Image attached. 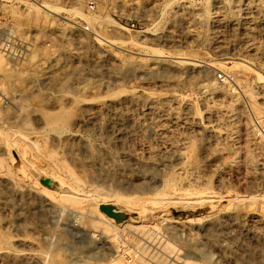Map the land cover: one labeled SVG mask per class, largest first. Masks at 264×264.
Listing matches in <instances>:
<instances>
[{
  "label": "rangeland",
  "instance_id": "rangeland-1",
  "mask_svg": "<svg viewBox=\"0 0 264 264\" xmlns=\"http://www.w3.org/2000/svg\"><path fill=\"white\" fill-rule=\"evenodd\" d=\"M165 1L167 0L69 1V4L72 3L74 7H77V9L81 10L84 14L91 15L92 17H97L98 22L100 20V25L98 24V22H96L95 24H87V22L82 20L80 16H75L73 14L67 15L64 13H59V15L54 16V18H47L43 14H39L38 16L27 15L26 8H16L19 12V15L12 18L9 14L4 12V8H7L9 6L2 7V17L6 19L7 22L12 24L17 33L23 34L24 37H27V35H29L31 38L32 46L30 48V53L26 56V59L18 62L17 64H15V66L11 67L13 70H11L10 72H7L3 68V66H0V246L2 245L0 247V264H15L11 261L9 254L12 252L20 251V249L29 250L31 252L40 254L44 259L42 260V264H80L77 262H81V264H97L96 262H99V264H154L150 261V257L162 260L163 264H264V200L261 199L264 197V80L258 79L253 73L247 71L248 67L264 77V36L260 34L252 38L240 37L239 35L227 37L225 42L227 49L223 50L224 53L222 51L215 50L218 52L217 54L214 49L212 50V46H209V37H206V35H208L209 33L208 31H211V24H209V30L208 28H205V30L202 29L203 31L201 29H197L195 30L196 32H194V34H188L190 37L193 35L195 36H193L194 38L191 37L190 40V37L186 39V41L190 42L186 43V41H182L179 44L175 43L164 45V43L162 42H157L154 37L158 36V34H164V31L168 30V28L172 26L170 13L168 14V12L166 11L163 15H161L160 10L163 8L162 4H164ZM198 1L193 0V2L195 3H198ZM65 3L66 5H68L67 0H65ZM260 3L261 7L264 8V0H260ZM144 7L145 9H143ZM228 8L229 7H227L226 11L224 10L223 14H221L226 24H230L231 19L234 23H239L241 21V14H236L235 12V14L233 13L234 15H232V10H228ZM148 9H151L152 15L149 12L144 11ZM160 15L162 17H160ZM52 21H54V23ZM71 26H77L80 30H82L84 36L87 38V41L81 42L79 38L70 35L68 33V28H70ZM120 26L129 31L127 32L119 29L118 27ZM189 30L191 29L188 26L187 30L184 29V32H188ZM24 31H27L28 33L24 34ZM92 32H95L100 37L103 36L102 38L115 39L122 42L120 44H116L115 46L100 44L97 46V48L92 46ZM197 33L199 34V37H197ZM133 39H136L138 43H140L141 41L140 44L143 46H152L151 48L149 47L151 50H157L165 56H173L176 53H181L184 55V57L187 56L186 58L190 57L191 59L198 61L200 66L198 64L197 67H185L179 66L175 62L174 65L173 62L169 59H167V61H164L166 60V58H150L146 56V53L137 46V42H131V40ZM65 40L68 44L65 43ZM154 44L157 46H155ZM210 48L212 51L210 50ZM249 51H253L256 54H252L251 52L249 53ZM225 52H227V54ZM250 54L252 57L250 56ZM210 60H216L220 62L223 69L216 70L215 72H207L205 64H207ZM114 61L119 64H116ZM3 62L8 63L5 58H3ZM236 64L238 66H235L236 69H234L233 66ZM6 72L8 74H6ZM217 73L222 74V80L217 79ZM238 80L241 84L237 82ZM171 84H173V86ZM242 85H244L245 87ZM243 88L245 89L243 90ZM66 90L68 94H66ZM112 92H115V94L120 92L122 95L121 97L126 100V110L128 111L125 110L123 113L125 123L127 125L129 124L128 127L138 132L140 135V137L135 139L136 142L132 141V143L130 144V148L132 147V150H140L139 148L141 146H145L146 144L151 150L157 151V146H155L156 144H154L155 142L150 140V136L155 130L153 122L162 120L163 122H166L167 125H171L170 122H173L172 119L174 115V117H177L178 119L183 118L184 109L189 110L190 119L193 118L198 122H202H200L199 125H203L201 127L199 126L198 129L196 128L198 133H200L201 135H199L196 130L183 132L179 127L174 125L170 127L171 129L169 128L171 130V134L167 138V143L171 142L175 148H177L178 150L180 149L183 153H185L189 160L195 159L197 156L195 154L197 151L195 150L196 152L194 153L193 146L198 148L201 139L203 143V141L205 140L204 136L206 137L208 132L216 133L218 136L216 143H211L207 148L211 155L219 158L217 163L206 164V162L204 161L200 162L198 165L200 168H197L198 171L194 179L192 180V176L185 177L184 175L172 173L170 170H164L160 173V176L164 180H166L167 177V180L169 179L172 184H180L181 186L178 185V187H185L184 189H188L189 187L192 191H199V189L201 188L200 190H202V193L205 191H213L215 193L216 191V193L220 192L221 194H223L225 192L224 195L228 194L232 198L229 202L230 210H240L241 208L247 209L255 207L254 210H256V212L258 213V221L260 222L259 223L257 221V226L261 229L260 232L263 238H260L258 236L257 238H255L256 235H254V233L252 232H249V230L245 227V223H239L235 228L227 229L224 234H221V236H213L214 238H207L206 236L196 234L192 224L190 225V223H186L180 225L176 223L174 224L172 221H187L188 218H196L202 220V224H207L211 222L213 223L215 221V218L212 216H208V208L204 205H199L197 207L191 208L185 207L184 205L178 203H172L168 206H162L158 203L157 206L155 205L149 207V210H146L144 213L139 215L136 212L125 209L119 202H110L106 207L101 209H108L110 213L112 212L116 214L115 222L117 223V225L125 223L123 224V226L127 227V229L120 231V234L118 233V236L120 237L117 241L112 239L113 236L109 234V232L112 234L111 231H103L102 226H100L101 229L100 227H96L94 223L97 220V215L92 211L91 208L87 207L86 205H80L77 200L72 202L61 201L57 204L51 203L50 205H48V207L45 208L46 216L39 217V219L44 217V226L41 228V231H38L34 227L30 226V224H27V219L25 217L26 213L30 211L31 213H36V211L28 210V208L30 207L25 202V196L22 194V192H19V188H21L23 185L27 186V184H25L27 183L29 177L27 164L31 165L30 162H33L32 165L38 170H46L48 172L53 171L55 174H58L61 177L63 176L64 178H62L63 180L66 179L64 182L68 186L72 187L74 185L73 187H78V189H81L84 192H86V190L87 192L96 190L97 188L101 192H105V194L111 196L112 198L117 195L118 197H124L132 195L134 193V183L136 182L135 176L132 175L128 178L122 179L115 176L108 177V179L105 176L104 178L103 176L98 174H91L90 171L88 173L87 169L83 168L79 163L71 159V157L67 156L63 144H60L61 147L59 145L55 147L51 143V141H49V138L51 136H54L56 134L59 135V133L60 136H64L61 138H68L69 134L75 128V117H77V115L81 112V106H83L81 105V103H85L88 100H99L100 97L103 98L113 95ZM143 92H145V97L141 96L138 99L134 98L135 100L130 101V98H132V96H135V93L142 94ZM202 92L205 94L208 93L211 99L208 101L203 100ZM75 97H77V99H75ZM148 97L150 100L148 99ZM164 100L169 101L174 106L172 113L168 112L163 106L162 101L164 102ZM75 101L76 103L73 104ZM204 101L209 102V104L207 102L205 103ZM147 105H151L158 110L159 114H157V116L160 117V119H152L151 116L148 115V113L146 112L148 108ZM207 106L211 110L215 109L214 113L216 117L210 118L205 115L207 114ZM202 107L205 110H203ZM132 111L134 114L132 113ZM226 111L228 113H226ZM229 113L231 115L233 114L236 117L235 118L232 115V121L234 120L233 122L235 124L233 122L227 124L220 118V116L222 117L225 115H230ZM165 115L167 117H165ZM204 116L209 119H204ZM71 120L73 123H70ZM53 122H55V124ZM141 123L143 124L141 125ZM63 128L67 129V131H65ZM57 129H59L60 132ZM175 129L176 131H174ZM143 130L145 132H143ZM16 132L19 133L17 134ZM193 132L194 134H192ZM37 133H40L41 135ZM184 133H186L187 135ZM146 134L149 136H147ZM230 134L233 136H231ZM17 135H21L24 137L19 138ZM38 135L40 136L38 137ZM25 136L28 138V141H32L33 146H31L32 144L30 143H26L27 138H25ZM46 137H48V139H46ZM173 137L174 140L172 139ZM4 138L6 140L8 139L7 141H5V143H3L5 140ZM12 139H14L15 142H13ZM17 140L19 142H17ZM179 140H181V143L178 142ZM184 140L187 143L184 142ZM222 140H224L225 142ZM93 141H95V144L100 145L103 148L106 146L107 149L110 150V148L108 147L109 145H106L102 139L100 141V138H97ZM6 142H10L9 144H15L14 149L16 151H22V149L20 148H24V153L29 160H27L26 166L18 160L15 152L11 151V155L6 153L4 149L7 145ZM185 143L186 145L184 146ZM35 145H37L38 147H36ZM36 148H40L36 151L39 154L33 152ZM144 151L145 150H141L140 153L143 152L145 154ZM46 152L48 156L45 154ZM27 153H30L31 155L29 154L28 156ZM41 155H43L44 158ZM66 157H68V160H66ZM43 160H45L44 163ZM59 160L61 161L59 162ZM50 162L52 164H50ZM60 163H62L63 165ZM23 168H25V170ZM65 169H67L66 175ZM217 169L219 171H221L222 169L224 170H222L224 172V175L222 178L223 186L221 188L217 185V173H219ZM200 170L202 171L200 172ZM10 173L11 175L9 176ZM70 173V176L73 175L72 177L68 176ZM25 176L28 177L26 178ZM180 177L181 179H184L181 181ZM12 180H14V182ZM18 180H20L21 182ZM67 180H70V182H72L69 183V181L67 182ZM76 180L78 181V183H76ZM51 182L53 183V181ZM184 184L187 187L184 186ZM193 184H195V186H197L198 188H195ZM82 185L85 186L82 187ZM89 185L93 186L91 187ZM54 186L55 183L51 184V186L48 185V187L52 190H55L56 187ZM164 190L166 191V189H162L160 192H164ZM152 193L155 192L151 191L143 194L136 193V195L151 196ZM237 196L243 203H240V201L237 200ZM233 197H236L234 199L237 201H234ZM242 198L246 201H243ZM257 205L259 206V211L261 209V213L257 211ZM86 207L89 208V210ZM76 209L77 211H75ZM62 211L63 213H61ZM67 211H70L71 213L68 212V214ZM89 211L92 212V215H90L91 212ZM52 212L57 217L58 221L56 222V224H52V220L50 217ZM82 212L84 215H88V217H85L86 215L84 216ZM93 215L95 220L94 218H90L93 217ZM163 216L164 218H172L168 221L162 222ZM69 217L73 219L76 218V222L79 219V223H77L81 225V227L84 226L82 228L84 232H86L85 234L88 236V241L91 244L96 246L98 243L104 244L103 249H101L102 252L98 251L93 246L87 247L81 252L73 247L65 246L60 237L62 235L64 237H68V234L64 230L63 225L66 224ZM137 225H142L145 227H143L142 229L138 228L136 231H134L133 229ZM154 228H156L157 233H155L156 231H154ZM126 231L130 232L123 233ZM107 233L109 234L108 236ZM92 234L96 235L95 238L97 239L91 238ZM243 234H245V236ZM24 241V244L20 243ZM117 242L119 244H117ZM248 244H250V246ZM168 245L173 248H170ZM217 249L220 251V253ZM152 254L154 255L151 256ZM225 257L226 259H224Z\"/></svg>",
  "mask_w": 264,
  "mask_h": 264
},
{
  "label": "bare ground",
  "instance_id": "bare-ground-1",
  "mask_svg": "<svg viewBox=\"0 0 264 264\" xmlns=\"http://www.w3.org/2000/svg\"><path fill=\"white\" fill-rule=\"evenodd\" d=\"M68 1V5H66L65 0H46L43 2L42 5L40 6H33V5H27L26 6V12L27 15H35L38 16L39 14H43L45 17L47 18H54V16L59 15V13H64V14H73L75 16H80L82 20L86 21L87 24H95L96 22H98V18L97 17H92L91 15H86L84 14L81 10H78L77 7H74V5L72 3L69 4V1H74L75 0H67ZM103 1V0H102ZM107 1V0H106ZM154 1V0H153ZM156 1V0H155ZM198 1V0H197ZM73 2V3H74ZM127 2V1H126ZM160 2V1H159ZM163 2V1H162ZM157 3V2H156ZM153 4V3H152ZM161 4V3H160ZM260 0H199L198 3L193 2V0H167L164 2L163 8L160 10L161 11V15H163L166 11L168 12V14L170 13V17L172 20V26L170 28H168V30L164 31V34L159 35L154 37V39L157 42H162L164 43V45L167 44H175V43H180L182 41H186V39H188L190 36V34H194V32H196L195 30H199V29H203L205 30V28H208L209 30V24H211V31H208V35H206V37H209L210 40V44L212 46V50L214 49L217 51H222L226 50V39L227 37L230 36H240V37H245V38H252V37H256V35H263L264 36V8L261 7L260 5ZM99 5V4H98ZM103 6V5H102ZM147 6V5H146ZM151 6V5H149ZM142 7V6H141ZM154 7V6H153ZM158 7V6H157ZM228 8V10H232V15L239 13L241 14V21L239 23H234L231 19V23L230 24H226V22L224 21V18L221 14H223L224 10L226 11V9ZM145 9V7L143 8ZM160 9V8H159ZM135 10V9H134ZM156 10V9H154ZM119 11V10H118ZM142 11V10H141ZM145 12H149L151 14V9L148 10H144ZM159 11V10H158ZM4 12H6L7 14H9L12 18H14L15 16L19 15V12L17 11L16 7H7L4 8ZM153 12V11H152ZM157 13V12H155ZM160 13V12H159ZM231 13V12H230ZM234 13V14H233ZM148 14V13H147ZM167 14V15H168ZM229 14V13H228ZM25 15V14H24ZM72 15V16H73ZM152 15V14H151ZM160 15V17H162ZM237 16V15H236ZM240 16V15H239ZM60 17V16H59ZM151 17V16H150ZM157 17V16H155ZM187 17V18H185ZM22 18V17H21ZM146 18V17H145ZM170 20V21H171ZM54 23V21H52ZM100 22V20H99ZM98 22V24L100 25V23ZM228 22V21H227ZM52 24V23H51ZM113 24V23H112ZM111 24V25H112ZM154 24V23H153ZM169 25V24H168ZM167 25V26H168ZM191 29L188 32H184V29L187 30V28ZM100 28V27H99ZM119 29L123 30V31H127V29H125L124 27L120 26L118 27ZM69 29V30H68ZM68 33L72 36H75L76 38H79V40L81 42H86L87 38L84 36V33L82 32V30H80L77 26H71L70 28H68ZM87 29V28H86ZM98 29V28H97ZM202 30V31H203ZM55 31V30H54ZM129 31V30H128ZM127 31V32H128ZM149 32V31H148ZM27 31H24V34H27ZM55 33V32H54ZM58 33V32H57ZM56 33V34H57ZM158 33V32H157ZM93 35V42H92V46L97 47L100 44L103 45H113L115 46L116 44H120L122 41H118L115 39H105L100 37L99 35H97L95 32L91 33ZM189 34V35H188ZM198 34V33H197ZM196 34V35H197ZM56 36V35H55ZM66 36V35H65ZM142 36V35H141ZM140 36V37H141ZM155 36V35H154ZM194 36V35H193ZM191 36V37H193ZM202 36V35H201ZM57 37V36H56ZM59 37V36H58ZM145 37V35H144ZM150 37V36H149ZM148 37V38H149ZM191 37L189 38V40L191 39ZM195 37V36H194ZM193 37V38H194ZM199 37V34L198 36ZM110 38V37H109ZM153 38V37H152ZM238 38V37H237ZM53 39V38H52ZM59 39V38H58ZM131 39V38H130ZM256 39V38H255ZM261 39V37H260ZM77 40V39H76ZM206 40V39H205ZM204 40V41H205ZM233 40V39H232ZM58 41V40H57ZM64 41V40H63ZM91 41V40H90ZM145 41V39H144ZM143 41V42H144ZM150 41V40H149ZM153 41V40H152ZM151 41V42H152ZM251 41V40H250ZM249 41V42H250ZM67 41L65 40V43ZM79 42V41H78ZM131 42L136 43L137 42V46L146 53V56L150 57V58H166L171 60L174 64V62L176 64H178L179 66H185V67H197V65L199 64L198 61L189 58L184 57L183 54L181 53H176L175 55H171V56H165L162 55L161 52L157 51V50H151L150 48L152 47H146L141 45V41L140 43H138V41H136V39L131 40ZM190 42V41H186ZM208 42V41H206ZM228 42V41H227ZM254 42V41H253ZM57 43V42H56ZM59 43V42H58ZM90 43V42H89ZM155 43V42H154ZM166 43V44H165ZM233 43V42H232ZM68 44V43H66ZM158 44V43H157ZM202 44V43H201ZM207 44V45H208ZM253 44V43H252ZM258 44V43H256ZM79 45V43H78ZM90 45V44H89ZM146 45V43H145ZM150 45V44H148ZM155 45V44H154ZM230 45V44H229ZM249 45V44H247ZM64 46V45H63ZM157 46V45H155ZM173 46V45H171ZM80 47V46H79ZM93 47V48H94ZM229 47V46H228ZM232 47V46H230ZM78 48V47H77ZM98 48V47H97ZM235 48V47H234ZM82 49V48H81ZM96 49V48H95ZM123 49V48H122ZM233 49V48H232ZM248 49V48H247ZM83 50V49H82ZM94 50V49H93ZM211 50V48H210ZM211 50V51H212ZM249 50V49H248ZM84 51V50H83ZM86 51V50H85ZM96 51V50H95ZM94 51V52H95ZM213 51V52H214ZM215 51V52H217ZM243 51V50H242ZM246 51V50H245ZM221 52V53H222ZM231 52V51H230ZM252 54H256L253 51H249V53ZM82 53V52H81ZM93 53V51H92ZM220 53V54H221ZM224 53V52H223ZM227 54V52H225ZM247 53V54H249ZM84 54V53H83ZM164 54V53H163ZM218 54V52H217ZM35 55V54H34ZM33 55V56H34ZM82 55V54H81ZM258 55V54H257ZM115 56V55H114ZM251 56V54H250ZM75 57V56H74ZM110 57V56H109ZM223 57V56H222ZM226 57V56H224ZM243 57V56H242ZM252 57V56H251ZM4 58V57H3ZM3 58L2 56H0V66H3V68L8 72H10L11 70H13L8 63H4L3 62ZM76 58V57H75ZM108 58V57H107ZM117 58V57H116ZM109 59V58H108ZM145 59V58H144ZM262 59V58H261ZM78 60V59H77ZM103 60V59H102ZM111 60V59H110ZM109 60V61H110ZM153 60V59H150ZM149 60V61H150ZM156 60V59H155ZM163 60V59H162ZM75 61V60H74ZM120 61V60H119ZM200 61V60H199ZM239 61V60H238ZM246 61V60H245ZM94 62V61H93ZM92 62V63H93ZM112 62V61H111ZM115 62V61H114ZM205 62V61H204ZM116 63V62H115ZM121 63V62H120ZM234 63V62H233ZM94 64V63H93ZM96 64V61H95ZM108 64V63H107ZM119 64V63H116ZM160 64V63H159ZM204 64V63H203ZM8 65V66H7ZM98 65V64H97ZM101 65V64H100ZM121 65V64H120ZM175 65V64H174ZM206 65L207 68V72H215L216 70H221L223 69L222 64L216 60H210ZM200 66V64H199ZM235 66H238L237 64L234 65V69H236ZM249 66V65H248ZM95 67V66H94ZM106 67V66H105ZM118 67V66H116ZM115 67V68H116ZM232 67V68H233ZM240 67V66H239ZM99 68V67H98ZM177 68V66H176ZM97 69V68H96ZM100 69V68H99ZM107 69V68H106ZM113 70V69H112ZM111 70V71H112ZM118 70V69H117ZM172 70V69H171ZM4 71V70H3ZM91 71V70H90ZM100 71V70H97ZM104 71V70H102ZM116 71V70H115ZM246 71V70H245ZM247 71L250 73H253L258 79L264 80V77L259 74L258 72L254 71L253 69H250L247 67ZM2 72V71H1ZM6 72V74H8ZM14 72V71H13ZM107 72V70H106ZM109 72V70H108ZM4 73V72H3ZM101 73V72H100ZM99 73V74H100ZM97 74V72H96ZM107 74V73H106ZM210 74V73H209ZM228 74V73H227ZM226 74V75H227ZM95 75V74H94ZM252 75V74H251ZM253 75V76H254ZM207 76V75H206ZM4 78V76H3ZM95 78V77H94ZM139 78V77H138ZM104 81V80H103ZM102 81V82H103ZM107 81V80H106ZM114 82V81H113ZM239 84H241L239 82V80L237 81ZM236 82V83H237ZM105 83V82H104ZM115 83V82H114ZM252 83V82H251ZM113 84V83H112ZM245 84V83H244ZM108 85V84H107ZM173 86V84H171ZM178 85V84H177ZM214 86V85H213ZM244 86V85H242ZM247 86V84H246ZM245 87V86H244ZM199 88V87H198ZM247 88V87H246ZM107 89V88H106ZM245 88H243L244 90ZM136 90V89H133ZM222 90V89H221ZM204 91V90H203ZM67 92V90H66ZM201 92V91H200ZM199 92V93H200ZM220 92V90H219ZM247 92V91H246ZM245 92V94H246ZM63 93V92H62ZM104 93V92H103ZM132 93V92H131ZM143 92L142 94H137L135 93V96H132V98H130L132 100H135L134 98L138 99L141 96H144ZM248 93V92H247ZM61 94V93H59ZM68 94V92L66 93ZM65 94V95H66ZM74 94V93H73ZM99 94V93H98ZM97 94V95H98ZM113 95L107 96V97H100L99 100H88L85 103H81V112L80 114L77 115V117H75L74 120V130L69 134L68 138L63 139L61 137L64 136H60L59 135H54L51 136L49 139V141H51V143L56 147L57 145L60 146V144L64 145V149L65 152L67 154V156L71 157V159H73L74 161H76L77 163H79L83 168L87 169L88 173L89 171L94 174H98L101 176H105V177H120L122 178H128L130 176H135V183H134V190H133V194L129 195V196H124V197H118L117 192L116 195L113 198L111 196H108L107 194H105V192H101L99 189L96 188V190H91L88 191L86 190V192H84L81 189H78V187H70L68 186L63 180V178L61 176H59L58 174H55L53 171L52 172H48L46 170H38L37 168H35L32 163L30 162L31 165H28L26 162L28 160V157L26 156V154L24 153V148H20L22 149V151H16L15 148V144H9L8 142H6V147L4 148L6 153L10 154V152H15V154L18 157V160L22 163V164H27V169H28V173H29V177H28V181L27 186L23 185L21 188H19V192H22V194L25 196V202L27 203V205L30 207L28 208V210H35L36 213H31L27 212L25 217L27 219L26 223L30 224V226L34 227L36 230L41 231V228L44 226V217L46 216L45 213V208L48 207V205H50L51 203L57 204L62 202H72L77 200L79 202L80 205L84 204L87 207L91 208L92 211L97 215V220L95 221V225L97 228H99L100 226H102L103 231H111L112 234L109 232L110 235H112V239L114 240H118L120 236H118V233L120 231H123L124 229H127L126 226H123L122 223L120 225H117V223L115 222L116 219V214L114 213H110L108 211V209H101L106 207L110 202L113 203H121V205L129 210V211H133L136 212L137 214L141 215L142 213H144L146 210H149V207L152 206H157L158 203L161 204L162 206H168L169 204H181L184 205L185 207H197L199 205H204L208 208V216H212L215 218V221L212 223H207V224H202V220L200 219H196V218H188V220L186 221H172L174 224H186V223H190V225H193V229L195 230L196 234L199 235H203L208 237H213V236H221V234H224V232L227 229H232L235 228L237 224L239 223H245V227L249 230V232L254 233V235H256L255 238L258 237H262L261 234V229L258 228V224L257 221L259 220V215L256 212L255 207L254 208H247V209H240V210H230L229 209V202L231 196H229L228 194H221L219 193H215L212 191L210 192H203L202 190L199 189V191H192L190 190V188L188 187V189H184L185 187H178V185L172 184L171 181L166 177V180H164L163 178H161L160 173L163 172L164 170H170L172 173H176L179 175H184L185 177H189L192 176L191 180L194 179L197 171H198V165L200 162L204 161L210 164H215L218 162V157H214L213 155H211V153H209L208 148L209 145L211 143H216L217 141V134L213 133V132H208V134L206 135V137L204 136L205 140L202 143V139L197 147L193 146V150L194 153L197 155L195 159L189 160V158L187 157V155L185 153H183L180 149V151L175 148L173 146V144L167 143V138L168 136L171 134V126H177L180 128V130H182L183 132H190V131H194L196 130V128L198 129V127L200 126L199 123L196 121V119H193L189 117V110L188 109H184V116L182 119H178L177 117L173 116L172 121L170 122L171 125H167L166 122H163L162 120H157L153 122V126L155 128V130L153 131V133L150 136V140H152L153 142H155L154 144H156L155 146H157V151H153L150 148H148V145L145 144V146H141L139 149L140 150H132L130 148V144L132 143V141L136 142L135 139H137L138 137H140L139 133L130 129L125 123L124 117H123V113L124 111L127 109L126 108V100L124 98H122L121 93L118 92L115 94V92H112ZM134 94V93H133ZM201 94V93H200ZM220 94V93H219ZM244 94V93H243ZM244 94V95H245ZM72 95V94H71ZM128 95V94H127ZM203 95V96H202ZM202 96L203 100H210L211 97L210 95L207 93H203L202 92ZM74 96V95H73ZM148 96V95H147ZM152 96V95H151ZM221 96V95H220ZM88 97V96H87ZM86 97V98H87ZM128 97V96H127ZM157 97V96H156ZM191 97V96H190ZM62 98V97H61ZM66 98V96H65ZM71 98V97H70ZM152 98V97H151ZM171 98V97H170ZM219 98V97H218ZM74 99V97H73ZM75 99H77V97H75ZM83 99V98H81ZM97 99V98H95ZM149 99V97H148ZM175 99V98H174ZM221 99V98H220ZM225 99V98H224ZM17 100V99H16ZM63 100V99H62ZM150 100V99H149ZM200 100V99H199ZM28 101V100H27ZM174 101V100H173ZM206 101V102H207ZM14 102V101H13ZM18 102V101H17ZM82 102V101H81ZM136 102V101H135ZM161 102V100H160ZM180 102V101H179ZM202 102V101H201ZM205 102V101H204ZM203 102V103H204ZM205 102V103H206ZM76 101L73 103L75 104ZM149 103V102H148ZM163 106L165 107V109L168 112L172 113L173 110V105L172 103H170L169 101L164 100V102L162 101ZM209 104V102H207ZM16 104V103H15ZM60 104V103H59ZM138 104V103H137ZM142 104V103H141ZM178 104V103H177ZM207 104V105H208ZM212 104V103H211ZM210 104V105H211ZM149 105V104H148ZM147 105V106H148ZM182 105V104H181ZM220 105V103H219ZM13 106V105H12ZM17 106V105H15ZM212 106V105H211ZM215 106V105H214ZM19 107V106H18ZM17 107V108H18ZM206 107V106H205ZM208 107V106H207ZM216 107V106H215ZM214 107V108H215ZM219 107V106H218ZM14 108V107H13ZM16 108V109H17ZM23 108V107H21ZM145 108V107H144ZM143 108V110H144ZM19 109V108H18ZM27 109V108H26ZM129 109V108H128ZM190 109V108H189ZM203 110H205L202 107ZM17 111V110H15ZM14 111V112H15ZM128 111V110H126ZM214 110L207 109V115L208 117H216ZM229 111V110H228ZM19 112V111H18ZM131 112V111H130ZM129 112V113H130ZM139 112V111H138ZM149 116H151L152 119H160V117L157 116L158 110L153 107V106H148L147 111ZM178 112V111H177ZM176 112V113H177ZM182 112V111H181ZM221 112V111H220ZM34 113V112H33ZM42 113V112H41ZM133 113V111H132ZM174 113V112H173ZM183 113V112H182ZM191 113V111H190ZM205 113V112H204ZM219 113V112H217ZM226 113H228L226 111ZM18 114V113H17ZM134 114V113H133ZM161 114V113H160ZM230 114V113H229ZM41 115V114H40ZM127 115V114H126ZM137 115V114H136ZM195 115V114H194ZM220 115V114H217ZM223 115V114H222ZM233 115V114H232ZM232 115H225V116H220V118L222 119V121L228 123H232ZM43 116V115H42ZM160 116V115H159ZM181 116V115H180ZM234 116V115H233ZM18 117V116H16ZM45 117V116H44ZM134 117V116H133ZM136 117V116H135ZM165 117H167L165 115ZM194 117V116H193ZM205 117V116H204ZM235 117V116H234ZM24 118V117H23ZM47 118V117H46ZM72 118V117H71ZM106 118V120H105ZM147 118V117H146ZM236 118V117H235ZM49 119V118H48ZM61 119V118H60ZM136 119V118H135ZM163 119V118H162ZM198 119V118H197ZM204 119H207V117H205ZM209 119V118H208ZM207 119V120H208ZM238 119V118H237ZM236 119V120H237ZM70 120V119H69ZM132 120V119H131ZM215 120V119H214ZM235 120V121H236ZM15 121V120H14ZM61 121V120H59ZM64 121V120H63ZM133 121V120H132ZM149 121V120H148ZM152 121V120H151ZM171 121V120H170ZM39 122V121H38ZM131 122V121H130ZM135 122V121H134ZM138 122V121H137ZM239 122V121H238ZM14 123V122H13ZM55 124V122H53ZM60 123V122H58ZM70 123H73L72 120ZM148 123V122H146ZM150 123V122H149ZM202 123V122H201ZM234 123V122H233ZM132 124V123H131ZM143 123H141L142 125ZM235 124V123H234ZM28 125V124H27ZM26 125V126H27ZM203 125V124H202ZM201 125V126H202ZM42 126V125H41ZM54 126V125H52ZM66 126V125H65ZM64 126V128H65ZM69 126V125H68ZM67 126V127H68ZM150 126V125H149ZM200 126V127H201ZM248 126V125H247ZM29 127V126H28ZM57 127V126H56ZM63 127V126H62ZM66 127V128H67ZM134 127V126H131ZM48 128V127H47ZM50 128V126H49ZM60 128V127H58ZM63 128V129H64ZM151 128V127H150ZM170 128V129H169ZM175 128V127H174ZM173 128V129H174ZM246 128V127H245ZM28 129V128H27ZM39 129V128H38ZM62 129V131H63ZM72 129V128H70ZM177 129V128H176ZM176 129L174 131H176ZM247 129V128H246ZM20 130V129H19ZM50 130V129H49ZM53 130V129H52ZM51 130V131H52ZM59 131V129H57ZM65 131H67V129H64ZM178 130V129H177ZM179 130V133H180ZM200 130V129H199ZM202 130V129H201ZM22 131V130H21ZM29 131V130H28ZM31 131V130H30ZM55 131V130H54ZM57 131V133H58ZM61 131V134H62ZM71 131V130H70ZM140 131V130H139ZM197 131V130H196ZM203 131V130H202ZM251 131V130H250ZM48 132V131H47ZM56 132V131H55ZM60 132V131H59ZM143 132H145L143 130ZM201 132V131H200ZM231 132V131H229ZM249 132V131H248ZM5 133V132H4ZM14 133V132H13ZM17 133V132H16ZM15 133V134H16ZM19 133V132H18ZM17 133V134H18ZM24 133V132H23ZM30 133V132H29ZM32 133V132H31ZM34 133V131H33ZM44 133V131H43ZM53 133V132H50ZM138 133V134H137ZM198 133V131H197ZM246 133V131H245ZM244 133V134H245ZM250 133V132H249ZM7 134V133H6ZM11 134V133H10ZM40 134V133H37ZM186 134V133H184ZM189 134V133H188ZM194 134V132L192 133ZM199 135H201L200 133H198ZM203 134V133H202ZM248 134V133H247ZM259 134V133H258ZM5 135V134H4ZM22 135V134H21ZM18 136L20 137H24V136ZM26 135V134H24ZM36 135V134H35ZM41 135V134H40ZM38 135V137L40 136ZM44 135V134H43ZM147 135V134H146ZM176 135V134H175ZM174 135V136H175ZM187 135V134H186ZM191 135V134H190ZM220 135V134H219ZM225 135V134H224ZM231 135V134H230ZM6 136V135H5ZM28 136V135H27ZM47 136V135H46ZM149 136V135H147ZM173 136V134H172ZM233 136V135H231ZM235 136V135H234ZM247 136V135H246ZM30 137V136H29ZM44 137V136H43ZM177 137V136H176ZM201 137V136H199ZM203 137V136H202ZM248 137V136H247ZM17 138V137H16ZM15 138V139H16ZM25 138H27L25 136ZM94 138V139H93ZM97 138H100L103 140V142L106 145H109L108 147L110 148V150L107 149V147L105 146L104 148L100 145L95 144V141ZM5 139V138H4ZM3 139V140H4ZM9 139V137H8ZM7 139V140H8ZM42 139V138H40ZM39 139V140H40ZM46 139H48V137H46ZM174 140V137L172 138ZM6 139L4 140L3 143H5V141H7ZM13 142H15L14 139H12ZM22 140V139H21ZM28 141V138L26 139ZM177 140V139H176ZM175 140V141H176ZM225 140V139H224ZM222 140V141H224ZM23 141V140H22ZM21 141V142H22ZM26 143H30L32 144L31 146H33L32 141H28ZM41 141V140H40ZM44 141V140H43ZM170 141V140H169ZM172 141V140H171ZM181 140H179L178 142H180ZM234 141V140H233ZM253 141V140H252ZM17 142H19L17 140ZM16 142V143H17ZM102 142V143H103ZM151 142V141H150ZM174 142V141H173ZM177 142V141H176ZM184 142H186L184 140ZM219 142V141H218ZM225 142V141H224ZM143 143V142H142ZM181 143V142H180ZM179 143V144H180ZM182 143H183V139H182ZM187 143V142H186ZM186 143L184 144V146L186 145ZM220 143V142H219ZM259 143V142H258ZM20 144V143H19ZM50 144V143H49ZM48 144V145H49ZM51 144V145H52ZM175 144V143H174ZM178 144V143H176ZM21 145V144H20ZM24 145V144H23ZM47 145V146H48ZM104 145V144H103ZM138 145V144H136ZM5 146V144H4ZM36 147H38L37 145H35ZM34 146V148H35ZM153 146V145H152ZM2 147V146H1ZM18 147V146H17ZM16 147V148H17ZM24 147V146H23ZM28 147V146H27ZM61 147V146H60ZM213 147V146H212ZM215 147V146H214ZM220 147V146H219ZM226 147V146H225ZM33 148V147H32ZM48 148V147H47ZM51 148V147H50ZM134 148V147H133ZM180 148V147H179ZM211 148V147H210ZM31 149V148H29ZM40 149V148H39ZM38 148H36L33 152H36L37 150H39ZM58 149V148H57ZM155 149V148H154ZM198 149V150H197ZM27 150V149H25ZM46 150V148H45ZM55 150V149H54ZM61 150V149H60ZM141 150H145V154L141 152ZM184 150V149H183ZM196 150V151H195ZM214 150V148H213ZM211 150V151H213ZM258 150V149H257ZM31 151V150H30ZM57 151V150H56ZM113 151V152H112ZM210 151V152H211ZM26 152V151H25ZM32 152V153H33ZM49 152V151H48ZM53 152V151H52ZM139 152V153H138ZM220 152V151H219ZM37 153V152H36ZM60 153V152H59ZM3 154V153H2ZM30 153H27V155L29 156ZM39 154V153H37ZM47 156V152L45 153ZM52 154V153H49ZM54 154V153H53ZM214 154V153H213ZM5 155V154H4ZM11 155V154H10ZM31 155V154H30ZM33 155V154H32ZM65 155V154H64ZM227 155V154H226ZM43 156V155H41ZM52 156V155H50ZM55 156V155H53ZM57 156V155H56ZM219 156V155H218ZM65 157V156H64ZM225 157V155H224ZM232 157V154H231ZM30 158V157H29ZM35 158V157H34ZM44 158V156H43ZM47 158V157H46ZM52 158V157H51ZM68 157H66V160ZM31 159V158H30ZM36 159V158H35ZM50 159V158H49ZM55 159V158H54ZM57 159V158H56ZM63 159V157H62ZM40 160V159H39ZM46 160V159H45ZM43 160V163L44 161ZM52 160V159H51ZM234 160V159H233ZM1 161V160H0ZM29 161V160H28ZM34 161V160H33ZM41 161V160H40ZM61 160H59L60 162ZM36 162V161H35ZM34 162V164H35ZM53 162V161H52ZM70 162V161H69ZM255 162V161H254ZM1 163V162H0ZM37 163V162H36ZM228 163V162H227ZM50 164H52L50 162ZM49 164V165H50ZM55 164V163H54ZM53 164V166H54ZM62 164V163H60ZM68 164V163H66ZM48 165V167H49ZM57 165V164H56ZM63 165V164H62ZM11 166V165H10ZM61 166V165H59ZM65 166V165H64ZM1 167V166H0ZM3 167V165H2ZM46 167V166H44ZM58 167V166H57ZM67 167V166H66ZM200 168V167H199ZM220 168V167H219ZM5 169V168H4ZM25 170V168H23ZM45 169V168H44ZM50 169V168H49ZM48 169V170H49ZM212 169V168H211ZM221 169V168H220ZM224 169V168H223ZM222 169V170H223ZM6 170V169H5ZM9 170V169H8ZM55 170V169H54ZM59 170V169H58ZM62 170V169H61ZM69 170V169H68ZM82 170V169H81ZM219 171L217 169V171H219L218 174V179H217V185L220 186V188L223 186L222 185V178L224 175V170L223 171ZM21 171V169H20ZM51 171V170H50ZM65 175L67 173V169H65ZM202 170H200L201 172ZM226 171V170H225ZM229 171V170H228ZM70 172V171H69ZM86 172V171H85ZM8 173V172H7ZM26 173V172H25ZM27 173V174H28ZM59 173V172H58ZM61 173V172H60ZM1 174V173H0ZM14 174V173H12ZM171 174V173H170ZM7 175V174H6ZM11 175V173L9 174V176ZM22 175V174H21ZM63 175V174H62ZM71 173L68 175L69 177ZM211 175V174H210ZM227 175V174H226ZM3 176V175H2ZM16 176V175H14ZM19 176V175H17ZM44 176V177H43ZM169 176V175H168ZM26 177V176H25ZM26 177V178H27ZM43 177V178H42ZM98 177V176H97ZM104 177V178H105ZM171 177V175H170ZM201 177V176H200ZM199 177V178H200ZM204 177V176H203ZM5 178V177H4ZM13 178V177H12ZM16 178V177H15ZM25 178V179H26ZM67 178V177H66ZM99 178V177H98ZM97 178V179H98ZM197 178V177H196ZM217 178V177H216ZM14 179V178H13ZM69 179V178H68ZM73 179V178H72ZM84 179V178H83ZM109 179V178H108ZM181 179V177H180ZM184 178L181 179V181ZM17 180V179H16ZM15 180V182H16ZM74 180V179H73ZM203 180V179H202ZM225 180V178H224ZM14 182V180H12ZM20 181V180H18ZM53 181V183L51 182ZM70 180H67V182ZM77 181V180H76ZM75 181V182H76ZM86 181V180H85ZM102 181V180H101ZM111 181V180H110ZM122 181V180H121ZM128 181V180H127ZM177 181V180H176ZM196 181V180H195ZM21 182V181H20ZM74 182V184H75ZM81 182V181H80ZM105 182V181H104ZM173 182V181H172ZM216 182V181H215ZM1 183V182H0ZM19 183V182H18ZM55 183V190H52L48 187V185L51 186V184ZM78 183V181L76 182ZM82 183V182H81ZM87 183V182H86ZM100 183V182H99ZM130 183V182H129ZM128 183V185H129ZM188 183V182H187ZM225 183V181H224ZM16 184V183H15ZM22 184V183H21ZM83 184V183H82ZM118 184V183H117ZM189 184V183H188ZM192 184V183H191ZM196 184V183H195ZM195 184H193V186H195ZM229 184V183H228ZM5 185V184H4ZM13 185V184H12ZM72 185V184H71ZM95 185V184H94ZM216 185V186H217ZM226 185V184H225ZM16 186V185H15ZM85 185H82V187ZM89 186H93V185H89ZM181 186V185H180ZM184 186H186L184 184ZM199 186V185H198ZM253 186V185H252ZM87 187V186H86ZM187 187V186H186ZM192 187V186H191ZM197 186H195L196 188ZM257 187V186H256ZM25 188V189H23ZM89 188V187H88ZM110 188V187H109ZM130 188V187H128ZM161 188V189H160ZM198 188V187H197ZM86 189V188H85ZM94 189V188H93ZM162 189H166V191L164 190V192H160ZM197 190V189H196ZM222 190V189H221ZM3 191V189H2ZM13 191V190H12ZM16 191V190H15ZM131 191V189H130ZM155 192L152 193L151 196H137L136 193H147V192ZM223 191V190H222ZM226 191V190H225ZM5 192V191H4ZM18 192V191H17ZM70 193V194H69ZM115 193V192H114ZM109 194V193H108ZM129 194V193H128ZM140 194V195H141ZM245 194V193H244ZM253 194V193H252ZM115 195V194H114ZM120 196V195H119ZM238 197V196H237ZM250 197V196H249ZM263 197V196H262ZM19 198V197H18ZM236 197H233V199ZM248 198V197H247ZM240 198L238 197L237 200H239ZM243 199V198H242ZM241 199V200H242ZM250 199V198H249ZM264 200V197L261 198ZM157 200V201H156ZM170 200V201H169ZM234 199V201H237ZM253 200V199H251ZM259 200V199H258ZM4 201V200H3ZM240 201V200H239ZM243 201H246L245 199H243ZM248 201V199H247ZM255 201V200H254ZM10 202V201H9ZM256 202V201H255ZM259 202V201H258ZM238 203V202H237ZM240 203H243L240 201ZM239 203V204H240ZM77 204V203H76ZM75 204V205H76ZM252 204V203H251ZM254 204V202H253ZM257 204V203H256ZM261 204V203H260ZM65 205V204H64ZM63 205V206H64ZM241 205V204H240ZM247 205V204H246ZM54 206V205H53ZM62 206V205H61ZM59 206V207H61ZM258 206V205H257ZM58 207V205H57ZM65 207V206H64ZM63 207V209H64ZM86 207V208H87ZM160 207V205H159ZM182 207V206H181ZM231 207V206H230ZM66 208V207H65ZM89 208H87L89 210ZM163 208V207H162ZM206 208V209H207ZM234 208V207H233ZM59 209V208H58ZM68 209V207H67ZM66 209V210H67ZM119 209V208H118ZM183 209V208H181ZM264 209V208H263ZM57 210V209H56ZM82 210V209H81ZM84 210V209H83ZM87 210V211H88ZM164 210V209H163ZM19 211V210H18ZM65 211V210H63ZM63 211L61 213H63ZM74 211V210H73ZM77 211V209L75 210ZM85 211V210H84ZM259 213H261V209L259 211V206H258V210ZM263 211V210H262ZM70 211H67V213ZM91 212V211H89ZM66 213V214H67ZM71 213V212H70ZM78 213V212H75ZM81 213V212H79ZM57 214V213H56ZM60 214V213H59ZM69 214V213H68ZM83 214V212H82ZM90 214V213H89ZM50 215V214H49ZM62 215V214H61ZM84 215V214H83ZM86 215V214H85ZM84 215V216H85ZM92 215V212L91 214ZM136 215V214H135ZM44 216L42 218L39 219V217ZM78 216V215H77ZM167 216V215H166ZM169 216V214H168ZM51 220H52V224H56L57 217L55 216V214L52 212L51 213ZM79 217V216H78ZM85 217H88V215H86ZM96 217V216H95ZM60 218V217H59ZM90 218H94L90 217ZM169 218V219H168ZM172 217H166L162 218V222L164 221H168L170 220ZM213 218V219H214ZM262 218V217H261ZM76 219V218H75ZM69 217V219H67L66 224L63 225L64 230L67 232L68 237H64L63 235L60 237V239L62 240V242L65 244V246H69V247H73L76 250H78L79 252L85 250V248L93 246L95 249H97L98 251L102 252L101 249H103L104 244L102 243H98L97 246L91 244L88 241V236L85 234L86 232H84L83 228L84 226L81 227V225H79L76 222V220ZM95 220V218H94ZM176 220V219H175ZM61 221V220H60ZM152 221V220H151ZM264 221V220H263ZM63 222V221H62ZM259 222V221H258ZM64 223V222H63ZM81 223V221H80ZM167 223V222H166ZM260 223V222H259ZM262 223V222H261ZM162 224V223H161ZM83 225V224H82ZM94 225V227H95ZM133 225V224H132ZM16 226V225H14ZM55 226V225H54ZM61 226V225H60ZM118 226H122V227H118ZM166 226V225H165ZM177 226V225H176ZM260 226V225H259ZM145 226H136L134 227V231H136L138 228L142 229ZM153 227V226H152ZM157 227V224H156ZM171 227V226H170ZM241 227V226H240ZM243 227V226H242ZM16 228V227H15ZM52 228V227H51ZM147 228V227H146ZM166 228V227H164ZM245 228V229H246ZM91 229V228H90ZM101 229V227H100ZM163 229V228H162ZM243 229V228H241ZM247 230V231H248ZM102 231V232H103ZM139 231V230H138ZM154 231H156V228H154ZM176 231V230H175ZM173 231V232H175ZM235 231V230H234ZM245 231V230H244ZM263 231V230H262ZM19 232V231H18ZM101 232V234H102ZM130 231H126L123 233H127ZM152 232V231H151ZM121 233V232H120ZM119 233V234H120ZM157 233V231L155 232ZM236 233V232H235ZM100 234V236H101ZM107 233V236L109 235ZM175 234V233H174ZM173 234V235H174ZM195 234V235H196ZM106 235V233H105ZM104 235V236H105ZM239 235V234H238ZM245 236V234H243ZM250 235V234H248ZM54 236V235H53ZM200 236V237H201ZM225 236V235H224ZM55 237V236H54ZM96 235L92 234L91 238H95ZM111 237V236H110ZM109 237V238H110ZM161 237V236H160ZM254 237V236H253ZM252 237V238H253ZM102 238V237H101ZM107 238V237H106ZM125 238V237H124ZM214 238V237H213ZM250 238V239H252ZM263 238V237H262ZM97 239V238H95ZM127 239V238H126ZM99 240V239H98ZM217 240V239H216ZM60 241V240H59ZM208 241V240H207ZM230 241V240H229ZM233 241V240H232ZM231 241V243H232ZM246 241V240H245ZM253 241V240H252ZM18 242V241H17ZM250 242V241H249ZM22 244L25 243L24 242H20ZM223 243V242H222ZM239 243V242H238ZM251 243V242H250ZM253 243V242H252ZM260 243V241H259ZM13 244V243H12ZM28 244V243H27ZM117 244H119L117 242ZM168 244V243H167ZM219 244V242H218ZM10 245V244H9ZM170 245V244H169ZM168 245V246H169ZM184 245V244H183ZM215 245V243H214ZM221 245V244H220ZM223 245V244H222ZM228 245V243H227ZM245 245V244H244ZM250 246V244H248ZM257 245V244H255ZM2 246V245H1ZM0 246V247H1ZM64 246V245H63ZM116 246V245H115ZM123 246V245H122ZM234 246V245H233ZM240 246V245H239ZM252 246V245H251ZM5 247V246H4ZM60 247V246H59ZM170 247V246H169ZM168 247V248H169ZM173 248V247H170ZM231 248V247H230ZM237 248V247H236ZM5 249V248H4ZM10 249V248H9ZM27 249V248H25ZM62 249V248H61ZM166 249V248H165ZM234 249V248H233ZM8 250V249H7ZM11 250V249H10ZM64 250V249H63ZM133 250V249H132ZM168 250V249H167ZM218 250V249H217ZM241 250V249H240ZM243 250V249H242ZM253 250V249H252ZM66 251V250H65ZM73 251V250H72ZM171 251V250H170ZM219 251V250H218ZM236 251V250H235ZM1 252V251H0ZM3 252V251H2ZM11 252V251H10ZM74 252V251H73ZM209 252V250H208ZM238 252V251H237ZM9 253V252H8ZM7 253V254H8ZM108 253V252H107ZM140 253V252H139ZM217 253V252H216ZM220 253V251H219ZM222 253V252H221ZM6 254V253H5ZM73 254V253H72ZM218 254V253H217ZM10 259L13 263L15 264H42V260H44L40 254L35 253V252H31L29 250H21L17 251V252H12L9 254ZM61 255V254H60ZM150 255V254H149ZM154 254H152L151 256H153ZM220 255V254H219ZM218 255V256H219ZM65 256V255H63ZM68 256V255H67ZM139 256V255H138ZM148 256V255H147ZM224 256V255H223ZM222 256V257H223ZM44 257V256H43ZM263 257V256H262ZM69 258V257H68ZM221 258V256H220ZM219 258V259H220ZM78 259V258H77ZM134 259V258H133ZM151 262H153L154 264H163L162 260H159L157 258H153L150 257L149 258ZM226 259V257L224 258ZM264 259V257H263ZM55 260V259H54ZM74 261V260H73ZM85 261V260H84ZM97 261V260H96ZM117 261V260H116ZM124 261V260H123ZM149 261V262H150ZM229 261V260H228ZM264 261V260H263ZM65 262V261H64ZM77 262V261H76ZM75 262V263H76ZM147 262V261H146ZM80 263L81 262H77ZM97 264H99V262H96ZM110 263V262H108ZM188 263V262H187ZM8 264V263H7ZM10 264V263H9ZM66 264V263H65ZM69 264V263H68ZM88 264V263H87ZM111 264V263H110ZM166 264V263H165Z\"/></svg>",
  "mask_w": 264,
  "mask_h": 264
},
{
  "label": "built area",
  "instance_id": "built-area-1",
  "mask_svg": "<svg viewBox=\"0 0 264 264\" xmlns=\"http://www.w3.org/2000/svg\"><path fill=\"white\" fill-rule=\"evenodd\" d=\"M46 0H0V55L8 62L10 67L26 59L31 51V38L29 35L17 33L12 24L2 17L3 6L26 8L27 5L40 6ZM92 9V7H91ZM217 79L222 80V74H216Z\"/></svg>",
  "mask_w": 264,
  "mask_h": 264
}]
</instances>
